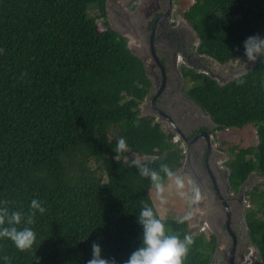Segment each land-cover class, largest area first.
Masks as SVG:
<instances>
[{
    "label": "trees",
    "instance_id": "trees-1",
    "mask_svg": "<svg viewBox=\"0 0 264 264\" xmlns=\"http://www.w3.org/2000/svg\"><path fill=\"white\" fill-rule=\"evenodd\" d=\"M107 3L0 0V207L27 212L38 199L46 208L30 226L36 240L29 250L0 240V264L4 256L9 264H86L93 242L102 258L124 264L142 243L143 204L161 217L150 180L130 161L157 170L167 163L176 173L183 166L174 134L142 109L152 87L145 62L106 19L100 29ZM184 16L191 26L179 37L192 57L183 68L188 98L212 118L215 135L257 131L255 147L225 145L234 159L230 182L249 198L244 217L264 262V188L248 189L264 178V56L248 61L243 47L249 36L264 37V0H194ZM204 60L237 67L223 79ZM120 137L128 150L116 153ZM164 220L168 232L193 238L184 264H212L215 236Z\"/></svg>",
    "mask_w": 264,
    "mask_h": 264
},
{
    "label": "clouds",
    "instance_id": "clouds-1",
    "mask_svg": "<svg viewBox=\"0 0 264 264\" xmlns=\"http://www.w3.org/2000/svg\"><path fill=\"white\" fill-rule=\"evenodd\" d=\"M173 1H176V0H173ZM109 3H111V5L113 6V9H116L115 0H108L107 18H109V15H108ZM154 5H155L154 0H151V1L141 0L140 7H142L143 9V13L147 14L148 10L150 8L152 9ZM139 13L141 14L140 11ZM113 16L115 17L114 23L111 20L110 22L109 21L108 22L110 23L112 28H114L116 31H120L122 35L125 36V38L128 41L129 46L135 52L136 50L132 46L131 38H133L134 40L139 38L138 40L140 42L141 41L140 38H143V37H140L130 32L131 30H130V25H129L130 24L129 19L126 18L124 15H122L121 13H115V15ZM152 20L148 18V21L149 23L151 21V24L153 22ZM155 32H156V26H154L153 28V38H152L153 45L152 46L157 45L158 37L154 43ZM129 33L131 34V38L128 37ZM148 45L150 46V42L148 43ZM243 47H244V55L247 57V60L255 61L259 56H264V37H261L260 35L249 36L243 42ZM152 48H153L152 57L145 58L146 51L143 47H141V42H140V48L137 47V50H139L140 53L138 54L135 52V54L139 56V58H141L145 62L147 70H148L147 71L148 76L151 82L154 83V80H152L153 76H156L154 71L156 73L165 74L166 69L162 62V57L159 56L160 53L157 54L154 51V47ZM177 62H178L179 71H182V78H183L184 77L183 68L184 67L187 68L188 65L180 66L181 63H184L183 56H180L177 59ZM214 64H218V63H214ZM188 67H191V66H188ZM184 81L185 82H182V85H181L183 88L188 86L186 84L185 78H184ZM186 101L189 102L190 104L196 105V103L190 100L188 96L184 95V97L180 101V106L182 102H186ZM148 104L149 103L147 99L143 105L148 110H152V108L147 107ZM196 108L198 109V111H201L202 113H204V111L201 108H199L197 105H196ZM156 109H159V108L155 107V110L152 111V115L156 118L158 123L162 124L164 129L174 134L173 143L179 144L180 147L184 151L185 160H184L183 166L180 169V171L182 170L190 171L189 167L194 158V153L191 148L193 144H195L202 136L197 141H195V138L191 140L190 137L187 136L186 134L189 131L185 129L177 120H175L172 117L173 116L172 112L167 113V112H164L162 109H159L163 111L164 113H166L167 115H169L170 118L175 122V126L179 128V130L184 134V136L188 138V143H187L183 139V136L179 134L175 126H173L168 121V119H165L163 116H161ZM181 113L182 115H185L187 114V111L182 110ZM207 117H209V119H207L205 116L202 117V118H205L206 121H201L203 123L202 125L199 124L200 125L199 128L202 131H207L205 133L209 132L208 138L205 137L208 143V147H205L204 149L205 154L203 155L205 156L206 153H208V148L210 147V144H211L212 154L213 152L217 151L218 153H220L219 155L221 156L224 153L219 151L218 146L215 143V138H214L215 133L213 132V130H214L215 124L213 123V120L209 115H207ZM193 121H194V117L189 116V121L187 123L192 124ZM133 123L134 125H138V121H134ZM210 124L213 125L211 131L207 130V127H211ZM196 131H198V129H196L195 132ZM216 135H218V133H216ZM127 150H128V144L126 142V138L120 137L116 142L115 152L123 153V152H126ZM201 150L202 149H197L195 150V152H201ZM227 158L228 157H226V159ZM130 166H133L136 169H138L140 176L148 178L150 180L152 188L155 190V200L158 202L160 207H164L168 204V197L166 193L169 190H174L177 196H179L183 200H186L190 208L192 205L197 204L201 200V192L199 191V189L189 190L185 183L184 178L181 175H178L176 172H174L167 163H161L159 166V169L157 170V169L149 167L148 164L143 162L141 159L134 158L130 161ZM223 167H227L228 169H230L228 165H224ZM191 176H193L195 180L196 177L192 174ZM165 179H167L171 183L169 185H166ZM247 202H248L247 197L244 196V199H243V204L245 208L244 214L246 212V209L251 208L250 203H247ZM37 212H39L41 215H43L46 212V208L43 206V202H41L38 199L31 200L29 210L27 212L10 211L9 208L6 206L0 207V240L11 241L12 244L20 251L29 250L36 240V234L30 226L35 223V217H36ZM137 219H138V223L143 228L142 243H141V246L135 251H133L130 257L126 261H124V264H184V259L188 254L190 246L194 242L191 235L185 234L183 236V239H181L179 233L168 232L164 218L159 217L156 211L154 210V206H150L147 203L143 204V207L140 209ZM174 219L176 223L184 224L193 219V212L189 210L185 212L183 215H177L176 217H174ZM22 223L26 226L20 227ZM229 224L227 227L228 229L230 227L229 229L230 235L232 236V234H234L236 239L234 238V236H232V238L234 239V243L237 244V236L235 232L232 231L231 224L230 225ZM244 225L246 228L247 235L249 234L251 245L253 246L254 243L251 240L250 231L246 224L245 218H244ZM189 229H190V226H189ZM207 229H209V224L206 222L205 227L201 229V233H197V234H203L207 236L206 235ZM91 247H92V257L86 262V264H116L115 258H110V259L102 258V255H101L102 248L98 243L93 242ZM256 254H257L258 263L264 264L263 260L260 257L259 251ZM3 259L6 262V264H9L10 258L8 256H4Z\"/></svg>",
    "mask_w": 264,
    "mask_h": 264
},
{
    "label": "flooded vegetation",
    "instance_id": "flooded-vegetation-1",
    "mask_svg": "<svg viewBox=\"0 0 264 264\" xmlns=\"http://www.w3.org/2000/svg\"><path fill=\"white\" fill-rule=\"evenodd\" d=\"M154 3L155 5L152 9L150 8L148 10L147 14H142L147 20L148 18L150 20L153 19L152 24L150 21V23L145 25L150 34L144 37V39L140 38L141 47L146 51L145 58L152 57V47H154V51L157 54L160 53V57H163L168 51L172 53L171 50H174V52L169 54V59L166 61V64L164 63L166 69L165 74L154 71L156 76H153L152 79L154 83H152L148 97V103L150 104L147 107L152 108V111L155 110V107H158L164 112H172V117L189 131L186 134L193 140L207 131H202L196 120L192 124L187 123L190 115L188 113L182 115L181 113L182 110H185L184 102L180 106V100L176 97L177 89H175V92L172 91L177 85L179 90H181L182 82H185L184 77L182 78V71H179L177 59L183 56V58H188L189 62H191L192 57L189 56V53H182V46L179 41L181 40L179 37H186L189 32L183 26H174L172 23L175 12V1L154 0ZM154 26H156L154 43L158 37V46H152ZM149 42L150 46L148 45ZM167 45L169 46L168 50L164 51L163 47L166 46L167 48ZM187 68L189 67L187 66ZM191 105L196 108V105ZM200 124L202 125L203 123ZM210 126L207 127V130L211 131L213 125L210 124ZM196 129L198 131L195 132ZM205 147H208V143L205 136H202L191 148L194 153V158L189 168L195 174L196 178L194 181L201 192V199L203 200L202 203L199 201L195 206L203 208L207 205L211 209V212L206 214V216L203 215L202 219L208 220L207 215L210 216L208 221L209 228H211L212 236L217 238L216 243L218 247L215 250L212 263L259 264L256 253H252L248 259L249 250L252 245L244 225L245 208L243 199L246 191L243 193L235 192L230 182L231 171L227 167H223V159L226 160V157L222 158L217 151L213 152V154L211 151L204 156ZM197 149L202 150L201 152H195ZM212 213L214 214L212 215ZM228 221H230L231 229L237 236V244L234 243V239L230 235L227 227Z\"/></svg>",
    "mask_w": 264,
    "mask_h": 264
},
{
    "label": "rangeland",
    "instance_id": "rangeland-1",
    "mask_svg": "<svg viewBox=\"0 0 264 264\" xmlns=\"http://www.w3.org/2000/svg\"><path fill=\"white\" fill-rule=\"evenodd\" d=\"M115 2H116V9H113V6L111 5V3H109V6H108L109 18H99L98 19L99 26L102 31L104 29V26H102L101 22L104 19H106L109 22L111 20L114 23L115 17L113 15H115V13H121L122 15H124L126 18L129 19V22H130L129 25H130V30H131L130 32L140 37H143V38L150 34L148 29H146L145 27V25L149 23V21L147 20V18L144 17V15H142L144 13H143L142 7H140L141 0H115ZM193 3H194V0H176L175 1V12H174L173 20H172V23L174 26L182 25L186 31H189V28L191 29L190 24L185 19L184 13L189 8V6H191ZM139 11L141 12V14L139 13ZM94 15H96V13H94ZM128 37L131 38L130 33ZM131 39H132L133 48L135 50H137V47L140 48V42L138 40L139 38L135 40L133 38ZM203 62L207 66L208 65L210 66L209 69L212 74H214L215 76H220L223 79H226V77H228L230 73H232L233 70L237 67L236 64L222 66V65L214 64V63L210 64L206 60H204ZM243 63H244L243 66H246L245 63L248 64L247 60L245 62L243 61ZM184 65L186 64L184 63L180 64V66H184ZM236 70H239V69H236ZM230 77L232 76H229L228 78ZM188 87L189 86H186L185 88H183L181 86V90H179V87L177 85L176 87L173 88L172 91L175 92V89H177L176 97L181 101L182 98L184 97V94L187 95L186 90L188 89ZM142 108L143 109L145 108L144 105L142 106ZM184 109L185 111H187L190 117H194V120L198 121L199 124L202 123L201 121H206V119L202 117L205 116L207 119H209V117H207L205 113L198 111L197 108H194L187 101L184 102ZM214 138H215V143L217 144L219 151L224 153L223 155H221L222 158L228 157L226 160L223 159L224 165H228L229 162L234 160L233 157L229 153V149H228L229 146L228 145L226 146L225 144L228 143L231 145H238L240 147L247 148L250 146L255 147L259 143L257 131L252 126H249L243 130L229 129L224 132H218V135H215ZM190 173H191L190 171L182 170V171H179L177 174L181 175L184 178L185 183L189 190L198 189L193 176H191V174L194 176L195 174L193 173L190 174ZM169 184L166 183V185H169ZM254 186L264 188V178L260 175L256 176L253 180V184H251L248 187V189L252 190ZM166 194L168 197V204L164 207L159 206L158 202L155 200V195L152 197L159 215L166 220H175L174 217H176L177 215H183L185 212L191 210L193 212V219L191 221H188V227L190 226V231L192 234L201 233V229L205 227L204 223L205 222L208 223L210 219L209 215H207L208 220H204L202 219V217L203 215L206 216V214H209L211 212V209L207 205H205L203 208H201L200 206L192 205L190 208L188 202L186 200L181 199L179 196H177L174 190H169ZM200 201L201 203L203 202L202 199ZM247 201H248L247 203H250L249 198H247ZM213 214L214 213H212V215ZM206 235L207 237L212 236L211 228L207 229ZM255 252L258 253L256 246L253 245L249 250L248 259L250 258V255Z\"/></svg>",
    "mask_w": 264,
    "mask_h": 264
},
{
    "label": "water",
    "instance_id": "water-1",
    "mask_svg": "<svg viewBox=\"0 0 264 264\" xmlns=\"http://www.w3.org/2000/svg\"><path fill=\"white\" fill-rule=\"evenodd\" d=\"M136 53H140V51L139 50H136L135 51ZM157 111H158V113L161 115V116H163L165 119H168V121L173 125V126H175V122L170 118V116L169 115H167L166 113H164L163 111H161V110H159V109H156ZM175 128L178 130V132H179V134L180 135H182L183 136V139L188 143V138L186 137V136H184V134L179 130V128H177L176 126H175ZM201 136H205V137H207L208 138V134L207 133H203L202 135H200V136H197L196 138H195V141H197ZM194 141V142H195ZM211 149H212V145L210 144V147L208 148V154L211 152ZM230 223V221H228V224ZM230 225V224H229ZM229 229H230V227H229ZM232 234V233H231ZM232 236H234V234H232ZM234 238H235V236H234ZM236 239V238H235Z\"/></svg>",
    "mask_w": 264,
    "mask_h": 264
}]
</instances>
